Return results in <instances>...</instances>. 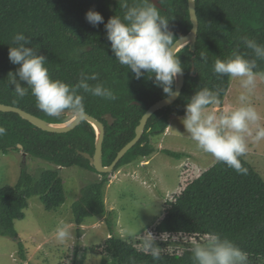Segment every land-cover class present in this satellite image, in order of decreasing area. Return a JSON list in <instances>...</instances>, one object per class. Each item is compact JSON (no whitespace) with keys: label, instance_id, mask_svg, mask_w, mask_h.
<instances>
[{"label":"trees","instance_id":"1","mask_svg":"<svg viewBox=\"0 0 264 264\" xmlns=\"http://www.w3.org/2000/svg\"><path fill=\"white\" fill-rule=\"evenodd\" d=\"M128 2L133 5L142 0ZM159 4L158 10L168 19L174 37L185 36L192 27L187 0H160ZM90 9L101 13L105 23L110 17L123 15L118 0H0V104L19 108L47 122L64 121V116L53 117L41 111L30 91L23 98L17 97L15 86L9 83V73H15L19 67L10 62L9 48L16 46L14 34L22 32L30 41L25 47L45 56L52 79L74 86L82 73L95 74L96 80L86 81L90 86L100 83L114 91L117 98L109 101L83 89L76 90L77 95L85 96V113L105 127L102 161L103 166H109L134 138L135 128L147 109L167 96L154 85L149 74L137 79L131 70L119 64L104 25L93 27L86 21L85 14ZM195 10L198 19L195 51L186 47L176 54L184 73L178 99L148 119L141 139L116 164L114 171L130 162L150 158L171 114H185L187 103L200 89H222L218 105L222 107L230 78L217 79L212 71L214 61L230 58L234 50L254 59V53L243 45L244 36L264 44V0H195ZM201 53L206 55L207 64ZM257 64V70L264 71V61L257 60ZM17 82L28 87L18 78ZM105 114L114 119L112 125L103 120ZM0 126L6 129L0 136L1 154L22 151L29 162L37 159L57 168L78 165L95 171L78 154L94 152L95 136L86 122L69 133L53 134L34 127L17 114L0 113ZM164 153L176 160L184 157L180 153ZM240 159L248 170L246 175L237 174L215 160L197 175H188L181 189L164 203L162 216L142 232L133 237L111 234L90 247V252L105 256L108 264H195L194 245L207 244L210 234H218L246 252L248 264H264V180L243 157ZM101 176L102 181L81 188L79 199L72 205L73 222L80 226L86 219L105 218L112 233L111 213L103 203V189L109 179L108 174ZM32 197H38L47 211L64 204L63 182L57 170H42L35 179L25 167L13 187L0 186V237L17 239L14 224L25 218ZM151 238L160 248L158 261L144 250V241ZM19 247L22 249L21 244ZM21 258L26 261L24 256Z\"/></svg>","mask_w":264,"mask_h":264},{"label":"clouds","instance_id":"2","mask_svg":"<svg viewBox=\"0 0 264 264\" xmlns=\"http://www.w3.org/2000/svg\"><path fill=\"white\" fill-rule=\"evenodd\" d=\"M118 2L122 16L110 17L105 23L101 13L90 9L85 14L86 21L93 27L104 25L111 51L121 66L131 70L137 79L145 73L149 74L150 78H154V85L162 88L168 98L176 97L178 92L174 84L183 74V67L176 55L180 40L169 29L168 19L161 16L153 0H142L133 5L128 0ZM241 39L245 48L254 53V59H247L246 54L234 50L226 60L217 58L212 67L217 79L227 76L239 80L242 91L237 98L238 106L228 112L212 111L210 106L221 103L222 89L202 88L187 103L182 123L198 150L211 154L216 161L234 169L237 174L246 175L248 170L240 158L247 153V138L255 142L264 140V125L259 124L262 117L252 103L257 81H264V71L257 70V60L264 61V44L247 36ZM12 40L16 46L9 48V60L19 67L15 73H9V83L15 86L14 91L19 98L30 91L37 107L45 114L59 117L70 112L82 117L85 113V96L76 94L78 88L105 100L117 98L114 91L103 84L98 83L93 87L86 82L96 80L95 74L82 73L74 86L52 79L45 66V56L34 54L32 48L25 47L30 41L22 32L14 34ZM201 57L207 64L206 55L201 53ZM17 78L26 82L28 87H22ZM251 125H255V129ZM5 133L6 129L0 126V136ZM114 168L107 174L113 173ZM128 234H131V230ZM69 237L67 225H58L56 239L63 243ZM144 250L151 254L154 261L160 259V248L154 245L153 238L144 241ZM192 252L195 264H248V254L231 240H222L218 234H210L207 244H195Z\"/></svg>","mask_w":264,"mask_h":264},{"label":"rangeland","instance_id":"3","mask_svg":"<svg viewBox=\"0 0 264 264\" xmlns=\"http://www.w3.org/2000/svg\"><path fill=\"white\" fill-rule=\"evenodd\" d=\"M241 91L239 80L230 79L223 109L216 105L210 110L217 113L233 110L238 106ZM252 103L261 114L259 124L264 125V81H257ZM184 115L171 114L168 127L156 140V149L150 158L130 162L108 175L110 182L103 189V203L111 213L112 233L105 218L86 219L80 226L73 222L72 205L79 199L81 188L102 181L100 174L78 165L58 169L37 159L29 162L22 151L0 153V186L13 187L25 167L35 179L40 171L52 169L58 171L65 195L64 204L52 211L45 210L38 197L28 200L25 218L14 224L17 239L0 237V264H108L105 256L94 255L90 247L102 243L111 234L133 237L142 232L162 216L164 203L181 189L188 175H197L215 161L189 139L182 123ZM251 127L255 129V125ZM247 144L243 158L264 180V140L255 142L247 138ZM164 151L184 154V157L176 160ZM61 223L70 232L63 243L56 239V228Z\"/></svg>","mask_w":264,"mask_h":264},{"label":"water","instance_id":"4","mask_svg":"<svg viewBox=\"0 0 264 264\" xmlns=\"http://www.w3.org/2000/svg\"><path fill=\"white\" fill-rule=\"evenodd\" d=\"M160 0H153V3L161 8L159 4ZM188 6V14L189 20L192 25L190 31L183 37L179 38L180 43L177 45L176 54L188 47L190 52L195 51V44L197 39L198 32V19L195 10V0H187ZM192 71V70H191ZM184 86V73L178 77L174 84V89L178 92V95L173 98H164L162 100L157 101L152 106H150L144 115L139 120V124L135 128V136L134 138L128 142L116 155L115 159L109 166H103L102 161V144L105 136V127L103 123L98 121L97 119L91 117L90 115L84 113L83 116H74L70 112H65L64 121L60 123H51L45 120H42L36 116H33L19 108L7 106L0 104V113H14L17 114L21 119L29 122L34 127L48 133L53 134H65L74 130L81 122H86L92 127L94 133V152L93 155H89L88 153L78 152L79 155L88 160L89 165L97 172L98 174H107L112 172L113 168L116 164L124 157V155L141 139L148 119L157 111L165 110L170 105H172L179 97L182 88ZM223 108H220L222 110ZM103 120L107 123V125H112L114 119L110 114H105L103 116ZM18 148L21 149L19 145Z\"/></svg>","mask_w":264,"mask_h":264}]
</instances>
